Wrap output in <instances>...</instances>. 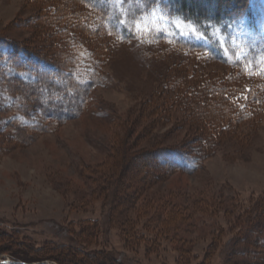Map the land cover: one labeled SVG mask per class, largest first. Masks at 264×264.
I'll list each match as a JSON object with an SVG mask.
<instances>
[{"label":"rangeland","instance_id":"obj_1","mask_svg":"<svg viewBox=\"0 0 264 264\" xmlns=\"http://www.w3.org/2000/svg\"><path fill=\"white\" fill-rule=\"evenodd\" d=\"M35 1L0 0V37L40 51L50 39L32 20ZM135 26L145 39L161 33L210 46L161 8ZM256 38L248 29L219 38L220 53L264 71ZM204 67L211 78L226 73ZM104 69L107 83L82 117L21 141L0 136V264H264V117L218 134L198 170L127 192L140 177L125 157L201 144L207 134L165 89L164 62L122 47ZM9 102L0 90V107Z\"/></svg>","mask_w":264,"mask_h":264},{"label":"trees","instance_id":"obj_2","mask_svg":"<svg viewBox=\"0 0 264 264\" xmlns=\"http://www.w3.org/2000/svg\"><path fill=\"white\" fill-rule=\"evenodd\" d=\"M35 2L37 12L32 20L41 23L39 28L49 36L48 48L35 51L0 37V90L10 97V102L0 107V136L21 141L25 133L24 138H33L54 132L91 111L96 91L107 83L104 66L122 47L164 62L163 76L168 77L165 89L177 92L171 94L173 99L190 106L189 115H194L199 127L203 124L201 130L207 134L206 138L198 137L201 144L157 148L149 155L125 157L124 168L138 164L140 177L133 180L137 186L128 184L127 192L145 193L174 173L198 170L218 134L238 125L258 123L264 117V71L258 70V65L249 70L243 61L221 55L219 45V38L226 42L232 34L248 29L256 34L257 45L264 46V0ZM156 8L196 26L210 46L170 39L161 33L141 37L136 21ZM170 56L177 59L169 60ZM216 63L224 66L226 73L211 78L203 66ZM7 68L34 79L11 74ZM53 95L61 98L53 99ZM258 240L264 242V236Z\"/></svg>","mask_w":264,"mask_h":264}]
</instances>
